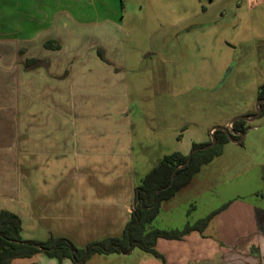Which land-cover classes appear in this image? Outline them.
Listing matches in <instances>:
<instances>
[{
  "label": "rangeland",
  "instance_id": "374dc122",
  "mask_svg": "<svg viewBox=\"0 0 264 264\" xmlns=\"http://www.w3.org/2000/svg\"><path fill=\"white\" fill-rule=\"evenodd\" d=\"M48 40L60 50L45 48ZM30 58L50 63L48 72L78 70L89 111L123 122L117 110L126 106L129 154L116 157L112 166L126 161L149 166L146 155L153 160L173 152L188 155L193 142H211L213 128L255 113L257 89L264 83V6L250 0H0L3 91L13 93L15 82L25 91L40 80L35 70L47 67L24 70ZM23 124L18 116V128ZM248 125L242 146L224 144L185 192L162 204L148 229L180 231L230 202L264 208V170L249 147L254 127H264V115ZM23 137L21 130L18 140ZM21 198L16 214L26 205ZM214 219L205 230L217 219L227 222ZM24 228L21 238L47 231L41 223L24 222ZM71 235L76 248L86 246L77 241L82 234ZM138 253L94 256L103 264H134Z\"/></svg>",
  "mask_w": 264,
  "mask_h": 264
},
{
  "label": "crops",
  "instance_id": "0c3cea01",
  "mask_svg": "<svg viewBox=\"0 0 264 264\" xmlns=\"http://www.w3.org/2000/svg\"><path fill=\"white\" fill-rule=\"evenodd\" d=\"M250 1L254 6H264V0ZM46 67L43 68L45 73H41L40 68L35 70L42 76L38 75L40 80H33L35 86L28 83L25 91H18L17 82L13 93L0 87V210L16 214L17 200L26 197L23 214H16L21 221V233L26 232L24 222L41 223L47 231L40 238L32 236L22 238L24 240L71 239V233L76 230L82 234L77 241L87 245L121 235L116 233H122L130 218L135 182L142 179L161 156L153 160L146 155L149 166L144 165V161L137 166L126 161L113 167V160L118 161L116 157L127 158L129 154V130L125 125L128 124V108L117 110L123 122H112L107 114L93 113L86 104L90 99L80 94L78 70L67 74L64 67L51 72L47 71L51 64L46 63ZM64 74L66 77L61 79ZM18 116L23 117L24 122L20 129ZM257 128L254 127L256 138L249 147L257 156L255 162L264 170V127ZM21 130L24 137L18 140ZM243 140L233 144L242 146ZM192 181L175 196L185 192ZM216 216H223L227 222L217 219L210 231H192L181 239L159 238L155 243L156 251L167 264H264V208L256 203L230 202ZM54 227L60 230L55 232ZM140 252L134 264H162ZM133 254L135 250L123 257ZM103 263L93 256L85 264ZM10 264L74 263L70 259L59 263L55 258L40 254L14 259Z\"/></svg>",
  "mask_w": 264,
  "mask_h": 264
},
{
  "label": "trees",
  "instance_id": "16d2710c",
  "mask_svg": "<svg viewBox=\"0 0 264 264\" xmlns=\"http://www.w3.org/2000/svg\"><path fill=\"white\" fill-rule=\"evenodd\" d=\"M44 47L55 50L59 46L55 41L48 40L44 43ZM98 56L106 61L100 50H98ZM44 66H46L44 61L34 58L26 59L23 64L24 70ZM263 97L264 83L258 86L256 99ZM263 115L264 104L261 105L259 117ZM248 128V123L243 120L233 122L231 129L234 134H231V138L238 140L240 134L246 133ZM211 136L216 141L213 147L203 150L202 147L210 142L193 143L188 155L179 152L165 155L145 174L140 184L135 187L130 218L120 237H108L92 242L82 249L76 248L70 240L63 237H50L43 242L24 240L20 235V218L14 213L0 210V264H10L14 259L32 258L40 254L55 258L59 263L63 259H70L74 264H85L94 255H127L135 249L158 259L162 264H167L164 257L155 249L157 239H181L192 231L201 233L215 216L229 204L212 211L193 224L187 223L180 231L148 229V225L159 214L162 203L171 199L181 189L189 185L201 167L219 156L223 145L229 141L226 133L220 130L212 131ZM188 157V164L184 168L175 171V168L183 165ZM172 174L174 178L171 182Z\"/></svg>",
  "mask_w": 264,
  "mask_h": 264
},
{
  "label": "water",
  "instance_id": "95a60500",
  "mask_svg": "<svg viewBox=\"0 0 264 264\" xmlns=\"http://www.w3.org/2000/svg\"><path fill=\"white\" fill-rule=\"evenodd\" d=\"M262 104H264V97L261 98V99H258L256 101L255 113L252 116H237V117L233 118L226 127H215V128L212 129V131H214V130L223 131L224 133H226L227 138H228L229 141H231L233 143H239V142H241L244 139L245 133L240 134V137H239L238 140H233L231 138V134H234L233 131H232V129H231L232 123L235 122V121H238V120H243V121H245L247 123H252L253 121H255L260 116V114H261V105ZM215 142L216 141H215L214 137L211 136V142L209 144L203 146L202 149L203 150H206L208 148L213 147L214 144H215ZM188 162H189V157H188V159L186 160V162L183 165H181L179 167H176L175 168V171L177 169L184 168L188 164ZM173 174L171 176V182L173 181V178H174V175Z\"/></svg>",
  "mask_w": 264,
  "mask_h": 264
}]
</instances>
